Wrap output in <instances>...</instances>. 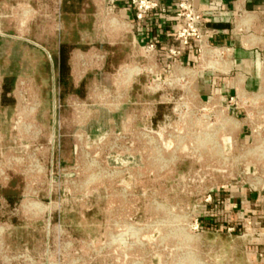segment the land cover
<instances>
[{"label":"rangeland","instance_id":"374dc122","mask_svg":"<svg viewBox=\"0 0 264 264\" xmlns=\"http://www.w3.org/2000/svg\"><path fill=\"white\" fill-rule=\"evenodd\" d=\"M110 7L0 0V264H246L249 237L213 230L208 197L264 195V129L235 151L238 134L226 143L189 78Z\"/></svg>","mask_w":264,"mask_h":264},{"label":"crops","instance_id":"0c3cea01","mask_svg":"<svg viewBox=\"0 0 264 264\" xmlns=\"http://www.w3.org/2000/svg\"><path fill=\"white\" fill-rule=\"evenodd\" d=\"M132 0H118L115 12L130 24L133 40L139 48L156 42L157 53L166 61L165 49L175 42L179 28L177 18L179 0H161L165 11H156L149 19L136 17ZM195 6L202 12L207 26L213 30L212 43L224 47L223 60L207 64L198 58L194 49H186L181 62L193 69L191 88L202 102H209L215 95L226 98L239 93L250 96L264 91V0H194ZM239 11L246 15L237 29L234 19ZM118 36H123L118 33ZM160 51V53H159ZM264 106V100H259ZM238 116L236 134L241 140L250 141L251 118L245 112L233 111ZM264 121V113L259 117ZM212 203L207 205L212 216L210 227L213 230L228 231L229 227L244 231L246 243V264H264V195L248 190L237 184L221 186L213 192ZM222 215V219L218 218ZM239 215V223H233V217ZM251 219V220H250ZM252 221V223H251Z\"/></svg>","mask_w":264,"mask_h":264},{"label":"built area","instance_id":"2783aa9c","mask_svg":"<svg viewBox=\"0 0 264 264\" xmlns=\"http://www.w3.org/2000/svg\"><path fill=\"white\" fill-rule=\"evenodd\" d=\"M117 1L118 0H109L111 4L110 8L113 13H116L115 4ZM132 1L136 17L140 20L149 19L156 11L166 10L161 4V0ZM245 15V11H239L237 17H235L233 22L236 29L240 27V21L245 18ZM121 18L123 23H127L123 17H120V19ZM177 18L179 20V28L175 35V42L177 45L172 44L165 49V62L163 60L164 55L162 56L160 51V55L157 53L156 42H151L142 49L147 52H155L160 57L164 70H181L183 74L189 78L191 87L193 69L184 66L181 62L185 50L194 49L198 58L207 64H215L218 60H223L226 50L224 47H217L212 43L213 30L208 28L206 20L202 12L195 6L194 0H179ZM127 26L130 27V24L127 23ZM261 63L264 67V59ZM259 100H264V91L259 95L250 96L245 93H239L229 98L218 94L207 103L202 102L199 99L203 105H207L209 107L211 106L215 117L221 119V121L227 125L224 135L227 141L226 143L228 144L233 145L232 143H235L234 145H237L233 136L236 135L238 116H235L232 113V110H243L245 112V116L251 118L250 141L246 142L239 139L240 144L239 147L236 146L237 148L235 151L238 150L240 152H246L264 129V121H259L260 115L264 113V106L259 105ZM239 158L242 159L243 156L241 155ZM208 200L212 202V194L209 195ZM234 230V227L228 228V232Z\"/></svg>","mask_w":264,"mask_h":264},{"label":"trees","instance_id":"16d2710c","mask_svg":"<svg viewBox=\"0 0 264 264\" xmlns=\"http://www.w3.org/2000/svg\"><path fill=\"white\" fill-rule=\"evenodd\" d=\"M69 47L65 44L61 45L59 48V74L60 80L63 83H67L68 79L70 78V66L68 64L69 59ZM11 91V87L7 86L6 80L3 84V93L1 104L2 105H9L13 101L7 97V94Z\"/></svg>","mask_w":264,"mask_h":264}]
</instances>
